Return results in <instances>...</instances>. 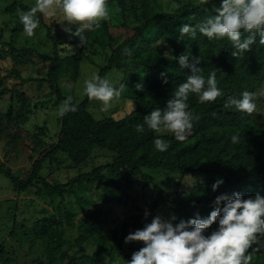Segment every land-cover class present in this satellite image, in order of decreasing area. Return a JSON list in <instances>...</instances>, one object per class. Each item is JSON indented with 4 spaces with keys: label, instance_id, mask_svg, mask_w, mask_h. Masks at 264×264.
Returning <instances> with one entry per match:
<instances>
[{
    "label": "trees",
    "instance_id": "16d2710c",
    "mask_svg": "<svg viewBox=\"0 0 264 264\" xmlns=\"http://www.w3.org/2000/svg\"><path fill=\"white\" fill-rule=\"evenodd\" d=\"M114 1L106 0V5ZM138 1L142 16L138 26L130 27L120 23L117 27H111L99 22L92 29V38H100V41L105 39L109 47L107 62L99 69V75L105 77L112 69L122 73L143 71L144 84L134 98V108L117 120L111 117L94 119L87 111L89 101L93 98L85 95L82 101L76 104L72 97L71 102L77 106L76 111L60 115L56 143L40 153L25 177L19 178L1 164L0 173L11 181L17 191H26L39 182L47 194L55 192L62 197L65 186L76 185L78 192L75 193V199L82 207L89 203L83 196L87 189L85 182H95L106 191L104 197L122 203V198L110 190L109 186L114 185L122 192L123 188L118 184L119 178L125 186L141 184L135 176L141 168H160L202 176L201 183L173 201L172 214L178 219H187L197 212L206 216L213 207L215 196L221 193L231 194L235 191L244 196L256 193L264 196V128L253 118V112H242L234 106H226L228 96H239L243 90L256 92L264 82V44L260 43L259 36L257 35L248 51L239 56H232L234 49L227 38L209 39L199 32L195 37L188 34L181 37L178 31L183 23L194 25L213 14L219 6L218 0L186 4L175 0L176 7L172 11H164L160 7L155 9V0ZM17 8L27 10L30 7L12 2L4 11L15 13ZM36 16L39 17V25L46 27V38L52 46L51 56L40 54L39 57L48 60L50 65L45 76L21 78V81L45 82L53 88L56 100L64 101L66 97L53 83L61 79L73 83L76 81L81 51L69 56H60L58 43L51 36V28L46 26L42 13L37 12ZM158 41L169 46L172 50L170 56L153 47ZM186 50L191 52L193 57H200L199 67L203 69L205 76L216 68L218 87L223 89V95L213 101L201 103L196 94H189L187 103L198 119L193 120V126L183 140L177 139L172 133L159 134L148 129L146 125L143 132H137L135 125L143 123V116L153 108L164 107L175 86L189 74V69H182L174 59ZM7 51L15 60L31 53V50L15 47L12 42L8 43ZM161 73H164V76H161ZM5 94L6 90L0 89V98ZM18 119L25 122L20 115ZM15 123L17 125V122ZM233 134L239 136L238 142L231 141ZM158 135L168 143L167 150L159 151L154 147L153 140ZM95 148L113 153L111 162L94 166L89 172L77 174L65 184L51 185L40 176L45 164L55 160L58 154L65 155L72 165L78 166L86 161ZM127 169L131 174L124 173ZM103 171L107 173L106 176L102 174ZM217 178H222L223 183L213 190L212 184ZM55 210L56 215H49L37 222L41 227V235L49 246L48 254L52 259H55L65 244L58 218L70 225L75 216L67 210L62 200L56 204ZM215 227L214 223L208 231ZM102 228L103 221L98 213L92 212L84 217L72 244V247H77V255L70 257L68 263H73L75 259L87 260L86 256L80 255L82 245ZM126 235V227L122 229L119 237L113 234L110 249L134 252L142 246L141 241L125 242ZM100 240L104 242V239ZM263 242L264 233L258 234L257 240L247 250L252 255L250 264H264V255H258ZM3 252V244L0 243V253ZM100 252L108 254L111 264H115L108 249L100 247L95 254ZM89 261L96 264L97 260L93 256Z\"/></svg>",
    "mask_w": 264,
    "mask_h": 264
},
{
    "label": "rangeland",
    "instance_id": "374dc122",
    "mask_svg": "<svg viewBox=\"0 0 264 264\" xmlns=\"http://www.w3.org/2000/svg\"><path fill=\"white\" fill-rule=\"evenodd\" d=\"M179 1L186 4L205 0ZM12 2L31 7L35 0H0V89L6 90V94L0 98V164L19 178H24L40 153L56 143L60 128L58 106L63 101L56 100L53 88L45 82L21 81V78L45 76L50 62L39 55L51 56L52 46L46 38V27L38 25L33 36L25 35L16 12L4 11ZM154 5L155 9L160 7L164 11H172L176 7L175 0H155ZM107 8L109 17L100 22L108 26L117 27L120 23H125L130 27H136L141 22L138 0H115L107 5ZM42 16L46 26L51 28V36L58 43L60 56H69L81 51L76 81L73 83L61 79L53 83L64 97H73L77 104L85 96L84 79L98 73L106 64L109 47L105 39L100 41L99 37L92 38V29L85 30L86 39L81 42L80 38L73 34L77 25H69L58 10L55 15L42 13ZM9 42L19 49L31 50V53L15 60L7 51ZM153 47L160 49L166 56L171 55L172 50L161 41L155 43ZM105 77L117 87L124 85L121 96L114 98L107 108L103 107L102 101L93 98L89 101L87 111L94 119L111 117L117 120L134 108V98L142 88L137 89L135 85L140 83L143 86L144 73L141 70L122 73L112 69ZM262 92L264 82L255 92L257 107L253 111V118L264 128ZM19 115L25 120L24 123L18 119ZM12 119L13 121H10ZM159 134L171 132L164 131ZM187 134L188 132L185 137ZM113 157L114 154L110 151L95 148L86 161L74 166L65 155L58 154L55 160L45 164L40 176L51 185L65 184L77 174L89 172L94 166L111 162ZM124 173L131 174V171L127 169ZM102 174L107 175L105 171ZM135 176L141 184L125 186L123 180L118 179V184L123 188L122 192L114 185L109 186L110 190L122 198V203L104 197L106 191L95 182H85L87 189L83 196L89 203L82 207L75 199V193L78 192L76 185L65 186L62 197L55 192L47 194L39 182L26 191H17L11 181L0 173V243L4 248V252L0 253V264H70L69 258L77 255V247H72V244L78 235V226L83 223L84 217L92 212L99 214L103 228L82 245L80 255L86 256L87 260L75 259L71 264H91L89 259L93 256L97 260L96 264H111L108 254L101 252L95 254L100 247L109 250L115 264H124V260H129L133 252L110 249L113 234L119 237L124 227L127 228V234L141 228L156 214L167 218L172 214L173 201L188 193L203 180L199 175L191 176L160 168H141ZM60 200L75 216L70 225L58 218L65 244L55 259H52L48 254L49 246L45 238L43 239L41 227L37 222L49 215H56L55 206ZM146 211L149 213L147 217ZM101 238L104 242L100 240ZM98 244H101L100 247ZM258 255H264V242Z\"/></svg>",
    "mask_w": 264,
    "mask_h": 264
},
{
    "label": "clouds",
    "instance_id": "9594fccd",
    "mask_svg": "<svg viewBox=\"0 0 264 264\" xmlns=\"http://www.w3.org/2000/svg\"><path fill=\"white\" fill-rule=\"evenodd\" d=\"M218 3L213 14L196 24H181L178 29L180 36L188 34L195 37L199 32L209 39L227 38L234 49L232 56L248 51L257 35L260 43L264 44V0H218ZM57 10L69 25H77L73 34L81 42L86 39L85 30L93 29L109 17L106 0H35L27 10L17 8L16 14L25 35L31 37L39 25L36 13L51 16ZM67 30L71 31L70 28ZM245 32L247 35H243ZM174 59L182 69L188 68L189 74L175 86L164 107L153 108L143 116V123L135 125L137 132H143L146 125L157 133L168 131L183 140L192 128L193 120L198 119L187 103L189 94H196L201 103L223 95V89L218 87L216 68L205 76L199 67L200 57H193L187 50ZM83 84V94L102 101L104 108L109 107L114 98L120 97L124 88L123 84L117 87L98 73L84 79ZM135 87L140 89L142 85L137 83ZM256 95L243 90L239 96H228L226 106L252 113L257 107ZM71 101L72 97L68 96L58 106L60 115L76 111L77 106ZM230 139L235 143L239 136L233 134ZM153 144L159 151L168 148V143L159 135ZM222 183V178H217L212 189ZM212 204L206 216L199 212L187 219H178L175 214L167 218L153 215L141 228L124 237L125 242H143L129 260H124V264H250L252 255L247 250L257 240L258 234L264 233V196L260 193L244 196L234 191L216 195ZM148 215L146 211L145 216ZM214 223L216 227L208 231Z\"/></svg>",
    "mask_w": 264,
    "mask_h": 264
}]
</instances>
